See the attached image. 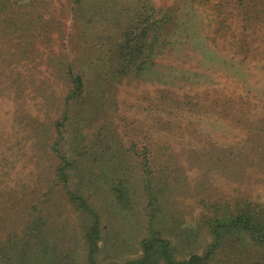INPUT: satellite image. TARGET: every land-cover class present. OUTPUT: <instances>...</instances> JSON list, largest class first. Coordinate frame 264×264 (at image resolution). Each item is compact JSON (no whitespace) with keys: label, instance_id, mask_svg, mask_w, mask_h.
I'll return each mask as SVG.
<instances>
[{"label":"rangeland","instance_id":"1","mask_svg":"<svg viewBox=\"0 0 264 264\" xmlns=\"http://www.w3.org/2000/svg\"><path fill=\"white\" fill-rule=\"evenodd\" d=\"M242 209L264 218V0H0V264H89L95 224L97 264L134 259L153 213L186 260Z\"/></svg>","mask_w":264,"mask_h":264},{"label":"trees","instance_id":"2","mask_svg":"<svg viewBox=\"0 0 264 264\" xmlns=\"http://www.w3.org/2000/svg\"><path fill=\"white\" fill-rule=\"evenodd\" d=\"M142 40L144 43V37ZM137 43L139 46V41ZM68 76L73 92L81 90L83 87L81 76L71 68L68 69ZM151 200L153 201L152 198ZM154 220L155 213L149 219L150 232L141 241L142 253L140 256L111 264H237L236 262L244 264L247 259L238 261V254L240 251L243 253L248 249L256 250L264 256L261 253L264 251V218L257 217L247 212L246 209L217 213L210 217L207 220L210 232L209 243L202 253H197L194 249V253L186 260H180L174 256L175 248L172 246L171 240L154 228ZM97 240V225L95 224L88 228L86 234L89 264H97L95 256L98 250ZM237 241L244 246L241 247L242 249L237 247ZM230 254H233L234 262L229 259Z\"/></svg>","mask_w":264,"mask_h":264}]
</instances>
